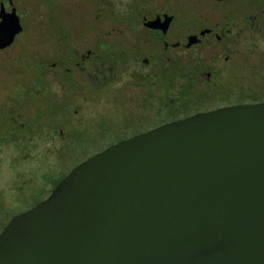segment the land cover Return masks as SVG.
I'll use <instances>...</instances> for the list:
<instances>
[{
    "label": "water",
    "instance_id": "water-1",
    "mask_svg": "<svg viewBox=\"0 0 264 264\" xmlns=\"http://www.w3.org/2000/svg\"><path fill=\"white\" fill-rule=\"evenodd\" d=\"M0 9V49L21 31ZM0 264H264V102L115 143L0 231Z\"/></svg>",
    "mask_w": 264,
    "mask_h": 264
},
{
    "label": "flooded vegetation",
    "instance_id": "flooded-vegetation-1",
    "mask_svg": "<svg viewBox=\"0 0 264 264\" xmlns=\"http://www.w3.org/2000/svg\"><path fill=\"white\" fill-rule=\"evenodd\" d=\"M38 2L52 26L33 28L40 39L23 52L16 108L0 105L10 113L4 143L17 152L43 137L102 147L83 161L167 123L264 102L247 101L264 91V0H0V9L14 7L21 23ZM74 9L89 25H63ZM25 92L46 100L34 124L20 116Z\"/></svg>",
    "mask_w": 264,
    "mask_h": 264
},
{
    "label": "rangeland",
    "instance_id": "rangeland-1",
    "mask_svg": "<svg viewBox=\"0 0 264 264\" xmlns=\"http://www.w3.org/2000/svg\"><path fill=\"white\" fill-rule=\"evenodd\" d=\"M20 3L21 0H15L16 5ZM29 8L27 17L21 15V24L27 29L20 33L11 45L0 50V105L2 103L11 109L16 108L17 105L14 95L18 91L17 81L24 65L22 62L23 52L31 48V43L40 39L39 33H36L33 28H50L52 26L50 16L45 12V7L40 2L33 3ZM71 14L68 21L62 20L63 25L74 27L89 25L87 17L78 9L72 10ZM255 40L259 42L257 38ZM25 88L26 90L34 89L30 82H26ZM24 96V105L20 116L23 121L34 124L37 114L42 111L40 109L46 106V100L33 97L32 93L28 92H25ZM248 98V102L262 100L264 91L257 92ZM9 115L8 111L3 112L0 107V231L13 215L29 209L48 196L62 176L66 175L86 156L102 148L89 145L61 148L58 141L50 142L43 137V139H37L36 144L31 146L30 140L26 139L25 148L17 152L14 145L5 144L8 142L9 126L7 121L1 119L7 118ZM18 122L19 120L16 121V123ZM60 151L62 153H59Z\"/></svg>",
    "mask_w": 264,
    "mask_h": 264
}]
</instances>
